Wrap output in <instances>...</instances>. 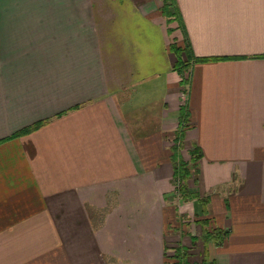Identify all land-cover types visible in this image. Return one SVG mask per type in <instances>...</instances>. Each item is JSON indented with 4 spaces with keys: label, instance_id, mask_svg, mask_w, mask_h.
<instances>
[{
    "label": "crops",
    "instance_id": "0c3cea01",
    "mask_svg": "<svg viewBox=\"0 0 264 264\" xmlns=\"http://www.w3.org/2000/svg\"><path fill=\"white\" fill-rule=\"evenodd\" d=\"M161 5L0 0V264H165L164 226L195 223L202 197L221 245L192 247L196 223L169 243L264 264V0H175L170 21ZM179 128L183 161L202 152L187 201Z\"/></svg>",
    "mask_w": 264,
    "mask_h": 264
},
{
    "label": "trees",
    "instance_id": "16d2710c",
    "mask_svg": "<svg viewBox=\"0 0 264 264\" xmlns=\"http://www.w3.org/2000/svg\"><path fill=\"white\" fill-rule=\"evenodd\" d=\"M161 1H162V5H161L160 10L163 13V15L167 17L168 21H170L172 18L173 19L176 18V16H174L175 0H161ZM171 9H173V11ZM170 47L171 49L177 51L180 55L182 54L184 55V53L187 54V52L190 50V43L187 40L184 42L183 46H178L176 43H172ZM262 56L264 57V55ZM197 59H203V58H195L194 60H197ZM189 63H190L189 60L186 59V60L180 61L177 66V70L182 76V79L180 82V85L182 87H184L185 84L188 83V76L184 77L183 75L188 70ZM187 116H188L187 109L185 108L184 105H182L180 107L181 123L183 120H187ZM41 122H44V121H39V123L37 122V124L35 123V125H38ZM35 125L31 126L30 128L29 127L24 128L20 130L19 132H17L15 135H18L23 131L31 130L35 127ZM177 133L179 134L178 135L179 137L176 136L177 139L176 141H174V144L171 147V152H172L171 160H172L173 167H174L173 177H174L175 193H177L183 200L187 201V200L193 199L194 197L197 198V194L188 192L187 182H188V179L192 175L191 174L192 171L189 167V164L194 166L195 163L201 158L202 152L198 146L194 145L190 150V156H191L190 161L189 162L183 161V159L181 158L179 154L180 145L178 144V140L182 137V129L179 128L177 130ZM200 202L203 204L205 212L202 217L196 216L194 218V222L201 227V235L198 238L195 236L191 237L192 247L195 244L197 239H199L203 243L204 248L210 241L214 242L215 246L221 245V243L223 242L224 236L227 234V231L220 227L212 226L210 224L209 218L205 216L207 215L206 205L208 203V198L202 197L200 198ZM189 249L190 248H186L178 244L173 249V254L171 256L172 264H193L189 261V258H188ZM202 263L209 264L212 262H208V260L203 256Z\"/></svg>",
    "mask_w": 264,
    "mask_h": 264
},
{
    "label": "rangeland",
    "instance_id": "374dc122",
    "mask_svg": "<svg viewBox=\"0 0 264 264\" xmlns=\"http://www.w3.org/2000/svg\"><path fill=\"white\" fill-rule=\"evenodd\" d=\"M187 74L188 73L186 71L183 76L184 77H187L188 76ZM183 89H184V87H183ZM189 167H190L191 171H194V169H193L194 166H192V165L189 164ZM195 217H193V219ZM179 218L181 220L175 219L173 221V223H167L164 226V231L165 232L163 234H164L165 240H166V242H165L166 243V246L164 247L165 248V253H164L165 264H172L171 256L173 254V249L178 245V244L175 245V243H169V241L174 240L175 238H177V236L187 235V232L190 229V225H192L191 223H193L191 221V218L190 217H187L186 215H184V216L182 215ZM182 220H185V221H182ZM193 224L195 225V223H193ZM210 224H211V222H210ZM170 236L173 237V238H171V240H170ZM171 244H172V246H171Z\"/></svg>",
    "mask_w": 264,
    "mask_h": 264
},
{
    "label": "built area",
    "instance_id": "2783aa9c",
    "mask_svg": "<svg viewBox=\"0 0 264 264\" xmlns=\"http://www.w3.org/2000/svg\"><path fill=\"white\" fill-rule=\"evenodd\" d=\"M183 98H184V96H183Z\"/></svg>",
    "mask_w": 264,
    "mask_h": 264
}]
</instances>
